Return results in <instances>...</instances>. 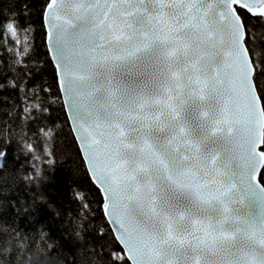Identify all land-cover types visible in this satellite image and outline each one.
<instances>
[{
  "label": "snow or ice",
  "instance_id": "1",
  "mask_svg": "<svg viewBox=\"0 0 264 264\" xmlns=\"http://www.w3.org/2000/svg\"><path fill=\"white\" fill-rule=\"evenodd\" d=\"M36 13L22 28L0 0L15 42L0 89L48 111L27 86L39 28L88 187L73 190L87 212L69 214V234L83 243L98 218L91 264H264V0H40ZM15 134L5 121L0 136ZM40 236L27 264H65Z\"/></svg>",
  "mask_w": 264,
  "mask_h": 264
},
{
  "label": "trees",
  "instance_id": "2",
  "mask_svg": "<svg viewBox=\"0 0 264 264\" xmlns=\"http://www.w3.org/2000/svg\"><path fill=\"white\" fill-rule=\"evenodd\" d=\"M39 4L40 0H12L14 10L20 13L22 28L28 24L37 25L36 9ZM25 12L29 14L25 15ZM254 31L258 33L257 45L264 48V33H261L258 23L254 25ZM31 32L32 29L29 28V33ZM29 43H33L31 35ZM14 44L10 36L0 34V61L5 65L7 47ZM44 52L42 36L39 28H36L35 49L29 62L27 86L38 88L39 94L44 98V106L48 108L47 112H40L35 103L30 112H25L24 108L28 104L22 100L18 90L0 89V129L5 127L7 121L8 131L16 133L11 139L0 136V152H4L0 164V264H27L29 259H36L41 231L46 234L47 243L44 247L52 244V254L63 259L65 264H80L81 259L91 264V248L97 251L99 249L89 224L95 225L98 218H89L82 224L85 229L81 234L83 243L74 240L69 234V214L77 216L83 208L73 190L84 193L88 187L86 177L79 171L80 164L76 154L78 146L74 144L65 111L60 106L62 100L48 96V85L52 84V77L49 65L42 60ZM7 75L12 74L9 72ZM5 79L0 73V84ZM9 112H14V115L9 116ZM22 118L24 124L21 130ZM41 129L48 131L50 136L45 137ZM28 144L33 145L31 151ZM45 146L52 153L51 156L44 154ZM37 155L41 159H36ZM38 170H43L49 178L40 185L39 192L32 183ZM41 193L45 201L38 202L36 210L32 211L28 206ZM83 211L87 212V209L83 208ZM24 237L26 242L22 240Z\"/></svg>",
  "mask_w": 264,
  "mask_h": 264
},
{
  "label": "water",
  "instance_id": "3",
  "mask_svg": "<svg viewBox=\"0 0 264 264\" xmlns=\"http://www.w3.org/2000/svg\"><path fill=\"white\" fill-rule=\"evenodd\" d=\"M62 100V99H61ZM65 114H66V117H67V113H66V111H65ZM69 123V126L71 127V125H70V122H68ZM1 160H2V158L0 157V164H1Z\"/></svg>",
  "mask_w": 264,
  "mask_h": 264
}]
</instances>
